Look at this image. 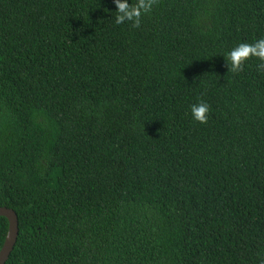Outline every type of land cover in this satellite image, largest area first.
Returning a JSON list of instances; mask_svg holds the SVG:
<instances>
[{"label":"trees","instance_id":"obj_1","mask_svg":"<svg viewBox=\"0 0 264 264\" xmlns=\"http://www.w3.org/2000/svg\"><path fill=\"white\" fill-rule=\"evenodd\" d=\"M116 10L0 0L6 264H264V61L227 60L264 39V0Z\"/></svg>","mask_w":264,"mask_h":264},{"label":"clouds","instance_id":"obj_2","mask_svg":"<svg viewBox=\"0 0 264 264\" xmlns=\"http://www.w3.org/2000/svg\"><path fill=\"white\" fill-rule=\"evenodd\" d=\"M156 0H137L131 4L128 0H115L116 23L122 24L131 22L134 26H139L143 15L152 10ZM258 58L264 61V39L257 40L253 44L241 43L233 48L227 55V60L232 70H239L244 62L249 58ZM264 68V64L259 65ZM210 109L207 103L200 102L191 106L192 118L201 124L206 123Z\"/></svg>","mask_w":264,"mask_h":264},{"label":"water","instance_id":"obj_3","mask_svg":"<svg viewBox=\"0 0 264 264\" xmlns=\"http://www.w3.org/2000/svg\"><path fill=\"white\" fill-rule=\"evenodd\" d=\"M0 216L6 217L9 221V232L0 252V264H6L18 240L19 221L16 212L6 207L0 208Z\"/></svg>","mask_w":264,"mask_h":264}]
</instances>
